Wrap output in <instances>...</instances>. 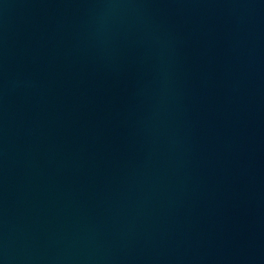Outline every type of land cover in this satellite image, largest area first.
Here are the masks:
<instances>
[{
    "label": "water",
    "instance_id": "1",
    "mask_svg": "<svg viewBox=\"0 0 264 264\" xmlns=\"http://www.w3.org/2000/svg\"><path fill=\"white\" fill-rule=\"evenodd\" d=\"M0 264H264V0H0Z\"/></svg>",
    "mask_w": 264,
    "mask_h": 264
}]
</instances>
